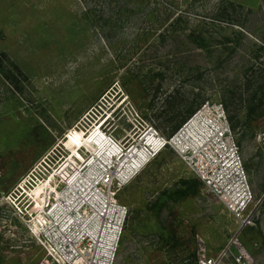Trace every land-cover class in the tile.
Instances as JSON below:
<instances>
[{
	"label": "rangeland",
	"instance_id": "374dc122",
	"mask_svg": "<svg viewBox=\"0 0 264 264\" xmlns=\"http://www.w3.org/2000/svg\"><path fill=\"white\" fill-rule=\"evenodd\" d=\"M188 2L0 0V54L21 70L16 88L12 64L0 69V264H57L27 190L53 172L69 188L107 140L139 145L151 127L169 140L207 103L236 136L255 211L238 239L264 264V0ZM178 149L118 192L129 213L114 264H197L198 247L216 255L237 234ZM187 179L201 184L185 197Z\"/></svg>",
	"mask_w": 264,
	"mask_h": 264
},
{
	"label": "built area",
	"instance_id": "2783aa9c",
	"mask_svg": "<svg viewBox=\"0 0 264 264\" xmlns=\"http://www.w3.org/2000/svg\"><path fill=\"white\" fill-rule=\"evenodd\" d=\"M206 108L207 111L201 113ZM197 116L208 121V136L178 149L174 144L176 139L187 131ZM101 125L103 123L96 127ZM120 145L122 156H125L123 161L114 157L105 163L98 171L99 182L94 183L95 187L91 185L94 181L91 179L87 183L91 185L90 189L83 183L77 193L70 192L69 197L66 194L60 198L67 210L65 215L57 213L59 205L55 202L46 216L39 211L32 222L38 237L45 240L52 260L57 264H114L129 213L117 194L144 166L171 146L185 154L188 168L238 221L237 234L216 255H209L205 247H198L197 264H253L251 255L238 239V233L254 223V194L236 136L222 105L210 107L209 103L205 104L169 140L151 127L139 145ZM138 150L144 152V158ZM138 161L140 163L135 166ZM67 190L68 187L64 188L62 194ZM93 196L100 197L94 200ZM232 247L237 249L236 253Z\"/></svg>",
	"mask_w": 264,
	"mask_h": 264
},
{
	"label": "bare ground",
	"instance_id": "6f19581e",
	"mask_svg": "<svg viewBox=\"0 0 264 264\" xmlns=\"http://www.w3.org/2000/svg\"><path fill=\"white\" fill-rule=\"evenodd\" d=\"M204 111H207V108L205 110H202L201 113H204ZM199 117L200 116L194 118L192 120L191 126L187 128V131H185V133H182L176 139V142L174 143L176 146L180 147L181 149H184L187 143L197 142V140L202 141V138L204 139L205 136H208V133L210 132L209 125H207L208 121H203ZM90 139L91 137L87 141L85 139L84 140L85 143H83L82 140V142H80V145L82 144L87 146L88 141ZM71 148H72V154L75 155L77 153V149L75 147H71ZM122 153L123 152L121 151V145L119 143H116V141L114 140H107L97 151V153L91 155L92 157H94L93 163L82 174L79 180H77L73 185H71L68 188L65 194H62V190L66 188V186L62 185L60 182L58 183L54 179L53 175H56L55 172H53L51 175L46 177L44 180L38 182V184H36L35 187H33L30 190H27L26 192L28 193V196L31 198V200H33V202L36 203V206H38V211H41L42 215L44 216L47 215L45 213L47 210H49L50 206L52 205L51 204L52 199L55 198L56 201H54L53 203L57 202V204L59 205V210H57V213L65 215L67 213L66 212L67 210L65 209V206L60 200V198H63L66 194L69 197L70 192L77 193V191L81 190L82 187L84 186L83 183L87 186V189H90L91 185L95 187L94 183L99 182L97 177L98 171L103 166H105V163L109 162L111 158L117 157L120 160L119 162L123 161L125 156L124 155L122 156ZM139 155L141 156V158H144L145 156L144 152H140V151H139ZM42 162L45 161L43 160ZM138 163H140V161L136 162L135 166L138 165ZM91 179H94L93 183L91 182V185L87 184L90 183L89 181ZM90 194L91 191L88 195ZM99 197L93 196V199L96 200ZM75 210H78V207H75Z\"/></svg>",
	"mask_w": 264,
	"mask_h": 264
},
{
	"label": "trees",
	"instance_id": "16d2710c",
	"mask_svg": "<svg viewBox=\"0 0 264 264\" xmlns=\"http://www.w3.org/2000/svg\"><path fill=\"white\" fill-rule=\"evenodd\" d=\"M185 1L188 2L189 0H185ZM188 3H191V2H188ZM190 36H191V34H190ZM2 57L4 59H2ZM3 60H7L9 63H11V61L6 56V54H4V53L0 54V69H2L1 64H2ZM12 66H13V68H8L7 70H4V71L2 69V72H3L5 79L7 81H10L12 84H15V87L18 88L16 86L15 81H16L17 75L21 74V70L13 64H12ZM200 184H201L200 181H198L197 179L183 180L182 184H181L182 185V190H181L182 195L185 197L193 195L199 189Z\"/></svg>",
	"mask_w": 264,
	"mask_h": 264
}]
</instances>
